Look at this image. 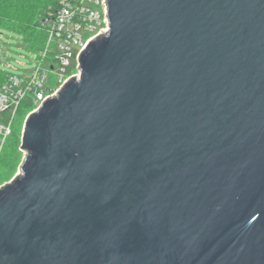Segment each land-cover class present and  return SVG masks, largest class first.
I'll use <instances>...</instances> for the list:
<instances>
[{"label": "water", "instance_id": "obj_1", "mask_svg": "<svg viewBox=\"0 0 264 264\" xmlns=\"http://www.w3.org/2000/svg\"><path fill=\"white\" fill-rule=\"evenodd\" d=\"M24 119L0 264H264V0H107Z\"/></svg>", "mask_w": 264, "mask_h": 264}, {"label": "built area", "instance_id": "obj_2", "mask_svg": "<svg viewBox=\"0 0 264 264\" xmlns=\"http://www.w3.org/2000/svg\"><path fill=\"white\" fill-rule=\"evenodd\" d=\"M107 0H54L40 13L38 26L45 33L43 46L34 51L30 75L5 72L0 81V152L11 134L18 107L24 103L35 110L72 76L79 75V54L96 35L109 26ZM70 67V69H69ZM49 77L54 84L46 83Z\"/></svg>", "mask_w": 264, "mask_h": 264}, {"label": "trees", "instance_id": "obj_3", "mask_svg": "<svg viewBox=\"0 0 264 264\" xmlns=\"http://www.w3.org/2000/svg\"><path fill=\"white\" fill-rule=\"evenodd\" d=\"M54 0H0V27L16 31L25 45L36 51L45 41L46 33L38 26L40 13ZM5 71L0 70V81L4 78ZM31 106L17 109L18 119L11 134L6 139L0 152V178L7 177L12 172L19 157L17 150L20 143L22 122Z\"/></svg>", "mask_w": 264, "mask_h": 264}, {"label": "rangeland", "instance_id": "obj_4", "mask_svg": "<svg viewBox=\"0 0 264 264\" xmlns=\"http://www.w3.org/2000/svg\"><path fill=\"white\" fill-rule=\"evenodd\" d=\"M34 57H35L34 51L29 49L25 45L21 36L16 31L0 27V70L1 71L13 72L19 75H30L34 67V62H35ZM47 82L53 85L54 78L49 77V81L48 79H46V83ZM23 102L26 103L27 98ZM24 103L21 104L22 108L26 107ZM28 113L29 111L25 114V117L27 116ZM0 115L2 117H7L9 115V111H4L0 113ZM17 119H18V112L14 116L12 127L15 126ZM24 119L22 122V126L24 123ZM17 150L19 152V157L14 165V168L12 169L10 175L4 178H0V185L8 182L14 176L19 174V165L25 155V150L20 149V143Z\"/></svg>", "mask_w": 264, "mask_h": 264}]
</instances>
